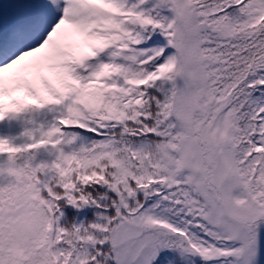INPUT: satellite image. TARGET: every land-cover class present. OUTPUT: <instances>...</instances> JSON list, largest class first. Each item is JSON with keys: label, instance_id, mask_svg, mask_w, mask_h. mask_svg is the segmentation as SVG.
Returning a JSON list of instances; mask_svg holds the SVG:
<instances>
[{"label": "snow or ice", "instance_id": "snow-or-ice-1", "mask_svg": "<svg viewBox=\"0 0 264 264\" xmlns=\"http://www.w3.org/2000/svg\"><path fill=\"white\" fill-rule=\"evenodd\" d=\"M0 264H264V0H0Z\"/></svg>", "mask_w": 264, "mask_h": 264}]
</instances>
